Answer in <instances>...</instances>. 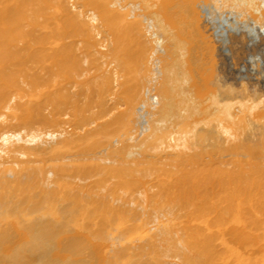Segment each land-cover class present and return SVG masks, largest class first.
Masks as SVG:
<instances>
[{
    "label": "bare ground",
    "instance_id": "1",
    "mask_svg": "<svg viewBox=\"0 0 264 264\" xmlns=\"http://www.w3.org/2000/svg\"><path fill=\"white\" fill-rule=\"evenodd\" d=\"M0 264H264V0H0Z\"/></svg>",
    "mask_w": 264,
    "mask_h": 264
}]
</instances>
